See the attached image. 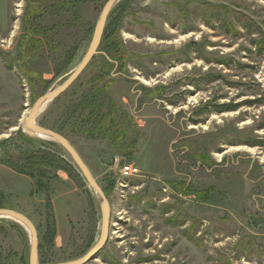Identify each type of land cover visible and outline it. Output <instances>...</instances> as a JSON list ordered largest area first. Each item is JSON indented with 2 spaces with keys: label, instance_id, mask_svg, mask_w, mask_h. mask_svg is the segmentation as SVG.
<instances>
[{
  "label": "rangeland",
  "instance_id": "1",
  "mask_svg": "<svg viewBox=\"0 0 264 264\" xmlns=\"http://www.w3.org/2000/svg\"><path fill=\"white\" fill-rule=\"evenodd\" d=\"M105 2L85 0L79 24L67 25L69 13L43 15L39 27L61 24L48 51L42 37L32 46L20 41L29 1L0 0V205L32 222L40 264L84 255L99 238L100 209L66 152L28 137L20 120L79 64L91 39L82 25H95ZM123 2L106 25L125 6L112 26L129 60L125 74L113 70L109 93L136 124L135 150L124 157L105 140L62 135L109 207L105 244L86 264H264V0ZM21 50L35 58L17 60ZM98 64L93 58L64 93L85 85ZM140 86H161L162 94L141 93ZM52 102L37 115L40 126L53 118ZM26 148L42 153L29 158ZM121 162L139 173L120 179L114 164ZM38 171L49 187H37ZM28 258L27 233L0 219V264Z\"/></svg>",
  "mask_w": 264,
  "mask_h": 264
},
{
  "label": "trees",
  "instance_id": "2",
  "mask_svg": "<svg viewBox=\"0 0 264 264\" xmlns=\"http://www.w3.org/2000/svg\"><path fill=\"white\" fill-rule=\"evenodd\" d=\"M28 1L29 4L26 6L22 24L25 34L20 37V41L23 40L24 45L32 46V44L35 43L40 44L42 42L38 38L42 37L41 39L46 43L47 50L50 51L53 49L51 44L49 45L48 43V38L53 32H56L61 24L41 28L39 27V19L43 15L56 14L57 16H62L69 13L70 19L67 21L68 26L71 25V23H81L80 18H78L79 7L85 0ZM126 1L127 0H124L123 3ZM126 5H128V2ZM124 7L125 6L122 7L123 13L121 15H115L117 19H114L113 23L121 21V17L126 14V9L124 10ZM112 24L105 25L101 37L98 51L100 50L103 54H98V59L96 56L93 57L95 61L99 63L97 65V72L85 85L81 83L77 85L78 87L72 86L66 93L55 98L50 105L51 111L54 110L52 113L53 118L48 120L44 119V121L41 122V126L63 136H66V134H73L82 136L87 140H105L109 147L113 148L116 153L124 157H129L137 145L138 133L135 131L136 124L131 115L123 107L124 105L120 101L115 100L109 93L110 88L115 84V79L111 77L113 70L115 69L116 72L120 70L125 74L126 63L129 58L128 53L123 48L121 39L117 36V27H113ZM93 26L92 24H87L86 26L82 25L85 29L84 36L92 35ZM52 41L55 40L53 39ZM75 51L76 48H72L71 51H68L65 60H63V63L57 69L58 72H62L68 66L70 58L74 56ZM23 57L27 60L29 58H35V55H29L26 51L21 50L17 60ZM7 67L12 66L7 62ZM18 68L25 75L28 83H30L29 72L23 64H19ZM75 88H79V90H75ZM72 90H75V92ZM139 91L141 93L147 92L149 95L160 96L162 94V87L157 86L150 89L140 86ZM32 100H34V98H32ZM222 109H225V106H216V111ZM131 128L132 131L130 132ZM31 139L33 140V138H24L27 142ZM50 143L58 147L54 142ZM22 151H24V154L28 155L29 158H35L34 155H36V152L42 153L41 150L34 149V152L27 148L25 150L22 149ZM45 169L47 168H44V170ZM43 171H38V188L49 187L47 182L44 184L41 182L45 176V172ZM0 208H2L1 205Z\"/></svg>",
  "mask_w": 264,
  "mask_h": 264
},
{
  "label": "water",
  "instance_id": "3",
  "mask_svg": "<svg viewBox=\"0 0 264 264\" xmlns=\"http://www.w3.org/2000/svg\"><path fill=\"white\" fill-rule=\"evenodd\" d=\"M121 0H106L101 11L97 17L94 25V29L91 35V39L87 46V49L82 56L79 64L74 68V70L67 76V78L55 89L47 91L43 95L39 96L37 100L32 104L31 108L28 110L27 116L22 120L20 125H23L24 129L29 132H25L26 135L31 137H38L43 139H48L60 146L66 154L69 156L73 164L76 166L77 170L84 178L88 188L93 191L99 204L100 209V234L96 243L82 256L69 260L66 262L56 263V264H86L91 260H94L97 256V252L105 244L106 241V230L108 226L109 218V207L108 202L98 183L92 176L86 164L81 159L75 148L59 133L50 130L48 128L42 127L35 122L38 115L39 108L41 104L45 101L52 102L59 95L64 93L79 77L82 71L86 68L92 58L97 55L98 47L101 41V37L106 25L107 18L111 10L119 3ZM0 217H7L12 219L18 225H20L29 237V258L28 264H40L37 257V233L32 222L22 213L16 212L14 210L0 208ZM28 232H27V230Z\"/></svg>",
  "mask_w": 264,
  "mask_h": 264
},
{
  "label": "built area",
  "instance_id": "4",
  "mask_svg": "<svg viewBox=\"0 0 264 264\" xmlns=\"http://www.w3.org/2000/svg\"><path fill=\"white\" fill-rule=\"evenodd\" d=\"M114 168L117 170V175L120 179L126 180L131 176L137 175L139 173L138 168L130 162H121L120 164H114ZM121 186H124L120 183Z\"/></svg>",
  "mask_w": 264,
  "mask_h": 264
},
{
  "label": "bare ground",
  "instance_id": "5",
  "mask_svg": "<svg viewBox=\"0 0 264 264\" xmlns=\"http://www.w3.org/2000/svg\"><path fill=\"white\" fill-rule=\"evenodd\" d=\"M20 5V4H19ZM18 5V6H19ZM15 29H16V27H15ZM139 80H141V81H143V82H146L142 77H137ZM45 105V106H44ZM49 105V101H45V102H43L42 104H41V106H40V108H39V111H38V114L42 111V110H44L47 106ZM27 116V114L26 113H23L22 114V119L20 120L21 122H22V120H24V118ZM22 127H23V125H21ZM23 129V128H22ZM24 132H29L27 129H24ZM241 150V149H243V148H241V147H237L236 148V150ZM244 150H249V149H247V148H245L244 147ZM251 150H253V149H251ZM218 156H221V154H218ZM1 218V217H0ZM2 218H5V217H2ZM7 218V217H6ZM27 230V229H26ZM27 232H28V230H27Z\"/></svg>",
  "mask_w": 264,
  "mask_h": 264
},
{
  "label": "crops",
  "instance_id": "6",
  "mask_svg": "<svg viewBox=\"0 0 264 264\" xmlns=\"http://www.w3.org/2000/svg\"><path fill=\"white\" fill-rule=\"evenodd\" d=\"M2 169H4L3 167H2ZM7 171V170H6Z\"/></svg>",
  "mask_w": 264,
  "mask_h": 264
}]
</instances>
